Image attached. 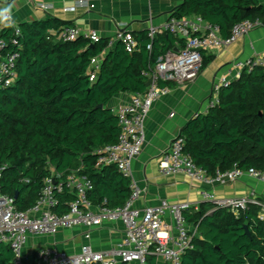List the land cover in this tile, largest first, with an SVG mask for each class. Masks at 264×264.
I'll return each mask as SVG.
<instances>
[{
    "label": "trees",
    "instance_id": "obj_1",
    "mask_svg": "<svg viewBox=\"0 0 264 264\" xmlns=\"http://www.w3.org/2000/svg\"><path fill=\"white\" fill-rule=\"evenodd\" d=\"M190 15L217 27L226 38L239 21L264 23V4L182 0L169 17ZM17 25L18 45L7 44L19 53L17 79L0 89L1 193L13 198L17 210L26 211L39 199L45 177L77 169L92 184L86 195L93 205H122L130 195L129 179L114 164L96 165L93 154L118 138L117 117L108 103L118 93L143 92L145 73H151L159 57L176 47L177 38L169 32L150 38L148 29L129 31L137 46L128 52L121 41L112 42L113 37H100L98 42L83 36L57 39L53 32L71 24L55 17ZM12 35L11 27L0 32L6 41ZM100 54L99 71L90 81V61ZM211 60L212 55L203 52L202 67ZM172 84L158 82L161 87ZM180 131L184 152L210 176L234 164L243 171L264 172V67L240 71L219 89L216 102ZM73 197L68 190L56 194L58 205L53 210L65 212ZM259 211V205L250 203L236 215L208 201L184 211V220L196 227V236L181 264H264V219ZM12 257L9 246L0 243V264H9ZM145 264L166 263L150 254Z\"/></svg>",
    "mask_w": 264,
    "mask_h": 264
},
{
    "label": "built area",
    "instance_id": "obj_2",
    "mask_svg": "<svg viewBox=\"0 0 264 264\" xmlns=\"http://www.w3.org/2000/svg\"><path fill=\"white\" fill-rule=\"evenodd\" d=\"M37 5L44 10L50 8L48 3L40 2ZM75 5L94 6L86 0H77ZM258 26H264V23L249 19L239 21L232 26L229 36L223 38L217 27L209 25L197 15H190L180 18L171 16L162 26L149 28L150 38L163 32L173 34L178 40L176 47L159 57L151 73H145L147 78H152L151 85L143 92L133 93L129 101L111 108L119 126L117 141L93 151V154L97 155L96 165L114 164L117 170L129 179V197L122 205L114 208L93 205L86 195L92 184L89 179L79 174L77 169H72L65 175L53 172L45 177L39 199L26 211L17 210L13 198L1 193L0 189V243L12 250L13 257L9 264H117L118 261L123 264H145L146 257L150 254L161 259L162 263L181 264L182 255L192 248V239L196 236V227L188 224L183 217V212L192 206L187 202L170 204L165 200L158 205L142 209L133 206L134 200L139 196V188L131 178V162L140 153L145 139L144 120L154 100L168 90V86H159V81L176 84L193 81L201 70L203 52L231 44ZM4 28L6 27L3 26L0 32ZM11 28L13 35L9 41L0 37V89L14 85L17 79L15 63L19 53L8 49L7 44L9 42L18 45L14 36H18L19 27L14 23ZM53 34L62 41H71L78 36H83L91 42H98L100 39L96 30L79 31L74 26L64 27ZM114 41H121L128 52L135 50L137 46L129 31L121 26L115 32L112 42ZM147 47L150 48V45ZM102 57L103 54H100L91 59L88 72L90 81L95 80ZM256 65L264 67V57L256 56L245 61H236L234 68L239 72L244 69L250 71ZM239 72L235 75L236 78ZM231 81L221 78L213 84L215 102L219 89ZM158 166L164 174H182L191 180L207 184L235 181L243 173L264 181V172L253 169L243 171L235 164L224 172H216L214 176L208 175L184 152L181 131L170 140L162 152ZM64 190L73 193L74 197L65 212L56 213L53 210L58 205L56 194ZM202 197L214 206L227 208L236 215L248 204H257L260 206L258 216L264 219V204L255 199L218 198L209 190L203 191ZM166 211L171 215L172 224L163 222L162 216ZM105 221H120L124 226L121 240L109 251L93 250L88 244H83L76 253L45 246L34 252L31 262H26L22 248L29 235H50L60 229L76 226L90 230ZM85 237L88 238L89 233H86Z\"/></svg>",
    "mask_w": 264,
    "mask_h": 264
},
{
    "label": "crops",
    "instance_id": "obj_3",
    "mask_svg": "<svg viewBox=\"0 0 264 264\" xmlns=\"http://www.w3.org/2000/svg\"><path fill=\"white\" fill-rule=\"evenodd\" d=\"M77 0H0V8L12 5L11 15L15 24L55 17L69 22L79 31L94 29L100 37H114L118 27L127 31H141L162 26L175 6L182 0H86L93 7L75 5ZM48 3L44 10L38 3ZM264 4V0H259ZM74 7L72 10L66 8ZM4 25L0 24V30ZM212 55V60L203 66L198 76L191 82L173 83L165 94L156 98L145 117V139L140 153L131 162V178L139 188V196L133 206L142 209L158 205L162 200L168 203L187 202L192 207L205 200L202 192L212 191L218 198L255 199L264 204V181L243 173L235 181L207 184L191 180L182 174H164L158 163L162 152L170 140L180 132L183 125L204 113L216 94L213 84L221 78L235 79L239 72L234 68L236 61L253 57H264V26H258L235 42L211 48L204 52ZM240 73V72H239ZM132 93H118L108 103V107L129 101ZM163 222L172 224L168 211L163 214ZM89 231V232H88ZM124 226L120 221H105L90 230L83 226L60 229L50 235H29L22 252L26 262H31L34 252L45 246H52L68 253H76L83 244L93 250L109 251L123 236ZM89 233L86 238L85 234ZM158 262L161 259L157 258ZM117 264H123L117 262Z\"/></svg>",
    "mask_w": 264,
    "mask_h": 264
},
{
    "label": "clouds",
    "instance_id": "obj_4",
    "mask_svg": "<svg viewBox=\"0 0 264 264\" xmlns=\"http://www.w3.org/2000/svg\"><path fill=\"white\" fill-rule=\"evenodd\" d=\"M11 9L12 5L0 8V24H3L5 27H11L14 24Z\"/></svg>",
    "mask_w": 264,
    "mask_h": 264
},
{
    "label": "water",
    "instance_id": "obj_5",
    "mask_svg": "<svg viewBox=\"0 0 264 264\" xmlns=\"http://www.w3.org/2000/svg\"><path fill=\"white\" fill-rule=\"evenodd\" d=\"M93 44H90V46H92ZM152 84V78L151 77H149V78H147V80L145 81V86L147 87V86H149V85H151ZM102 105L101 104H99L98 105V107H101ZM244 230H245V233H248V231H247V226L246 225H244Z\"/></svg>",
    "mask_w": 264,
    "mask_h": 264
}]
</instances>
